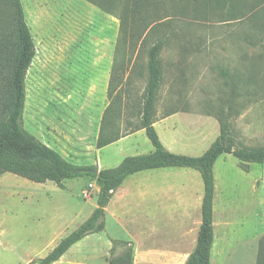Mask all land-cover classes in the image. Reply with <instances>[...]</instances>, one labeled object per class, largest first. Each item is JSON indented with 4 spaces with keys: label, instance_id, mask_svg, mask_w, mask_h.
Listing matches in <instances>:
<instances>
[{
    "label": "rangeland",
    "instance_id": "obj_1",
    "mask_svg": "<svg viewBox=\"0 0 264 264\" xmlns=\"http://www.w3.org/2000/svg\"><path fill=\"white\" fill-rule=\"evenodd\" d=\"M155 1L162 23L138 53V48L132 51L121 40L115 17L84 0H21L36 51L25 81L22 121L29 134L68 162L98 170L152 152L143 130L127 133L139 123L148 49L160 39L162 80L153 126L164 148L175 154L202 155L219 134L221 116L240 143L264 147V0ZM8 15L6 3L0 0V26ZM104 37L116 41L115 67L122 84L128 78V93L120 94L125 99L121 114L109 130L123 137L96 149L101 118L110 102L93 47ZM107 62L104 59L102 64ZM166 171L162 181H171L164 188L172 192L160 198L164 211L178 205L179 192L174 190L184 180L190 181L194 193L203 192L197 171ZM213 171L214 264H220V243L227 234L233 235L232 242L246 246H234L231 259L222 264L264 263V165L250 164L244 172L231 155H222ZM62 185L0 175V264L37 262L91 215L98 193L95 182L85 176ZM124 198H131L128 190L114 192L105 210L104 231L86 236L54 264H107L112 241L134 242L139 253L144 234L155 225L142 218V212H149L146 202L134 208L136 218L125 217L126 209L119 204ZM199 221L201 203L186 230L188 237L195 234ZM157 227L159 235L178 228L168 222ZM120 245L115 255L121 252Z\"/></svg>",
    "mask_w": 264,
    "mask_h": 264
},
{
    "label": "trees",
    "instance_id": "obj_2",
    "mask_svg": "<svg viewBox=\"0 0 264 264\" xmlns=\"http://www.w3.org/2000/svg\"><path fill=\"white\" fill-rule=\"evenodd\" d=\"M105 14L119 21L120 38L132 51L139 50L145 41L157 31L162 23L155 0H84ZM8 17L0 26V175L10 173L28 181L43 184L47 181L63 188L65 180L90 177L98 188L96 208L73 232L37 262L27 264H53L74 244L90 234L105 229V208L112 194L124 180L133 174L156 169L185 168L197 171L203 183L201 224L195 249L185 264H210L213 243V201L215 193L214 165L222 155H231L238 167L248 172V165H264V147H248L234 136L225 116L218 118L219 134L202 155L193 157L167 151L153 126V110L161 85L162 71L159 56L163 42L157 39L148 49L147 83L138 107L139 123L133 131L143 130L153 150L148 154L125 157L118 166L98 170L94 166H76L65 160L56 150L44 144L23 128V111L26 103V75L35 57V45L26 23L21 0H4ZM116 61V60H115ZM113 64L108 82L107 96L110 100L103 112L96 149H102L123 136L109 132L113 119L121 114L120 97L127 96L128 78L123 84ZM126 84V85H125ZM116 85L118 91L116 92ZM119 85V86H118ZM126 86V87H125ZM114 90L116 93H114ZM124 107L127 105L123 104ZM107 264H133L134 250L131 242L120 245L112 241ZM120 245L121 252L114 254ZM258 264V263H257ZM259 264H264L260 263Z\"/></svg>",
    "mask_w": 264,
    "mask_h": 264
},
{
    "label": "crops",
    "instance_id": "obj_3",
    "mask_svg": "<svg viewBox=\"0 0 264 264\" xmlns=\"http://www.w3.org/2000/svg\"><path fill=\"white\" fill-rule=\"evenodd\" d=\"M107 17H109V15ZM107 17H104V20H107ZM93 47L95 48V54L97 55V72L99 77L105 81V93H107L111 70L116 60V41L104 37V39L94 43ZM104 59H107V64H102ZM166 170L168 169L138 172L128 176L122 185L115 190V192H120L126 189L131 193V198H124L125 200H121L119 203L122 208L126 209L124 212L125 217L136 218L137 210L134 208H137L140 204L146 202L145 206H148L147 208H149V212H142L141 214L144 216L142 218L151 221V223L155 225V227L150 231L147 230L144 234L145 238L141 244V251L139 253L137 252L135 243L130 241L134 250L133 264H185L189 255L195 249L201 221L196 224L197 230L191 237L187 236L186 230L192 224L193 217L197 214V205L202 202L203 192L200 191L199 194L194 193V187L190 181L184 180L181 182L182 184L174 190L179 192L177 195L178 198L176 197L178 205L173 206L174 204H172L171 207H168L170 209L167 212L166 210L164 211L166 206L164 202H161L160 198L164 193L172 192L171 190L167 191V188H164L166 184L171 181H162L164 176L163 172H167ZM144 197H147V199H143ZM174 201L175 200L173 199L171 200V202ZM108 204H110V201ZM165 222L174 225L175 228L178 226L177 232L172 231L166 235H159L157 232L159 229L157 225H162ZM231 236L233 235H225L223 241L220 243V264L226 261L228 262L231 259L234 246H239V248L241 246L245 248L246 246L245 244L239 243L240 241H236L235 243L232 242L234 239ZM111 245L113 246V244ZM215 246V236L213 234L210 264L217 262L216 258L212 255ZM247 264L251 263L248 262Z\"/></svg>",
    "mask_w": 264,
    "mask_h": 264
}]
</instances>
